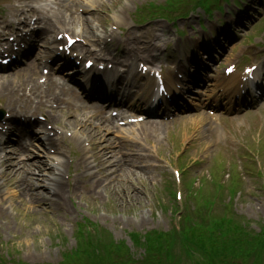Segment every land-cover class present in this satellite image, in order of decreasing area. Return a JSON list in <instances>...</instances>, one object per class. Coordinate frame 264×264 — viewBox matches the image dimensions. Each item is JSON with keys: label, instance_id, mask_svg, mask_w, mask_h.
<instances>
[{"label": "rangeland", "instance_id": "374dc122", "mask_svg": "<svg viewBox=\"0 0 264 264\" xmlns=\"http://www.w3.org/2000/svg\"><path fill=\"white\" fill-rule=\"evenodd\" d=\"M164 1L118 0L113 10H122L117 18L119 24L113 22L116 12L103 15L106 22L111 21L105 28L97 26L96 18H93V23L97 27V33H102L104 29L109 32L113 30L116 34L127 25L138 33L148 29L152 24H162L165 28H170V33L161 36L162 43L169 38L176 39V34L184 28L187 33L188 27L194 25L201 35L204 31L200 23L205 27L219 20L218 13L213 19H209L202 17L204 14L197 10L187 18L177 20L176 24L163 19L146 21L138 26L132 24L134 19H140L136 12L138 8L148 2L158 4ZM178 1L173 0L171 3L175 5ZM112 2L114 3L113 0H95V5H109ZM193 2L194 0H182L178 2V6L190 7ZM0 4L6 5L3 0H0ZM225 7L226 13L230 11L229 8H234L232 2ZM86 15L93 17L89 11H86ZM78 28V24L74 25V29ZM263 29L264 18L255 27L249 29L250 36L237 44L235 52L239 49V45L247 43L253 37V43H264ZM235 31L236 34L241 33L238 28ZM247 33L248 31L244 35H248ZM219 37L220 34L214 33L212 38ZM231 38L232 36L229 37ZM210 39L200 36L199 46L209 43ZM201 120L205 122L202 118H189L163 125L165 129L155 132L156 134L152 133L138 142L123 143L126 149L131 145L134 148L143 147L147 153L144 160L148 162L144 169L137 171V174L145 171L144 175L130 177L129 200L126 199L123 191L119 190L122 184L120 181L112 182L113 187L97 188L99 197H93L83 188L81 182L72 180L71 166H69L64 178L65 201L60 202V209L49 206L50 213L40 210L42 213L37 214L36 210L41 209L43 203L36 199L37 203L31 207L29 196L17 192L12 184L7 185L5 182H13V175L11 174L10 178L0 176L2 184L0 191L5 194V196L3 193L0 194V202L2 199L6 200L5 203L0 204V263L75 264V262H66L68 260L66 253L76 255L77 250L81 249L84 250L82 257L91 258L93 262L97 259L103 264L102 259H109L110 255L101 257L98 250H94L97 247L96 237L105 238L109 244L118 243L124 249L130 248L132 252L135 251L134 256L139 258L143 250L134 245V239L138 235L142 238L140 241L148 237L152 242V248L158 254L162 255L165 247L169 250L167 253L165 251V257L169 255L168 253L174 254L168 259L172 260L165 261V259L164 264H264V250L263 253L259 252V235L264 228V144L261 147L259 163L254 164L251 173L244 168L242 172L236 167L239 165L235 166L227 157H217L212 148L202 154L201 149L189 148L188 144H193V140L199 137L195 124ZM234 127L238 136L246 142L251 143L255 141L253 138L259 136L242 120L236 122ZM186 145H188L187 152L186 149L184 150ZM198 147H204V144L198 143ZM45 153L34 158H46ZM207 155L210 158L205 167L198 168L196 165L181 170L180 166L193 165L191 161L194 158H205ZM67 156V151L61 155L64 159L65 157L67 159ZM176 162L180 165L178 166L181 177L173 174L171 169V165L173 169L176 168ZM240 172L242 174H239ZM220 184L224 188L222 192H220ZM41 186L44 187L43 184ZM8 192L12 194H7ZM43 192H46L45 189ZM180 194L182 198L179 199ZM9 196H12L13 200L8 199ZM216 215L227 218L216 219ZM209 217L214 218L216 225L223 223V228L209 230L207 227ZM232 221L243 223L247 231L243 235H230L233 238H229L230 241L227 242L216 239L210 241V235L215 238L221 234H235L237 229L232 227L236 226ZM79 222L86 227L78 232ZM188 231L189 234L195 235L192 246L198 251L192 256L184 251V243L189 242ZM149 236L152 238L149 239ZM104 243L105 240L102 241L103 245ZM87 247H89L88 251ZM253 247L259 250L255 251ZM112 248L111 246L106 249L112 250ZM88 262L86 260L85 264Z\"/></svg>", "mask_w": 264, "mask_h": 264}, {"label": "bare ground", "instance_id": "6f19581e", "mask_svg": "<svg viewBox=\"0 0 264 264\" xmlns=\"http://www.w3.org/2000/svg\"><path fill=\"white\" fill-rule=\"evenodd\" d=\"M17 1H24V0H17ZM46 3V6L50 7L48 0L44 1ZM13 10L15 12H17L19 15L22 14H26L25 11L23 9H19L17 8V6H13ZM37 11H39L38 9H36ZM55 15V13L53 14ZM83 17V16H82ZM26 18V17H25ZM84 18V17H83ZM66 19V18H65ZM43 23V27L47 28L49 26H51L52 24L55 23V20L58 21L59 18L55 17V20H53V18L51 17H46V18H41L40 19ZM67 20V19H66ZM63 20L62 21V26L68 25L70 24V22ZM71 21H73V19H69ZM84 23L86 24L87 28L84 31V34L86 36V38L88 39L89 42L95 43L96 46L98 47V49L96 51H94L92 49V51H90L91 53H108L110 54L113 59L116 62H127L130 57L132 55H134L132 53L133 50V46L130 44V38L128 36L124 37L122 39V41L120 42V39L114 36V39H111L110 41L105 40L104 36L102 35H97L95 33V31L92 29V27L90 26V22L88 19H84L83 20ZM158 29H161V31L163 29H165V27L162 29L160 28V26L157 27H152L149 31L151 34L152 38H155L158 36ZM83 38L84 36L81 35ZM151 40H147V42H150ZM120 46L119 49L121 48V53L117 54L115 53L113 49H111L110 47H116V46ZM83 50L85 52H89V50L87 48H83ZM135 57H138V55H135ZM24 77H21L20 79H18L15 83V85L17 84H21L20 88H23L24 85L23 83L26 81H29L30 79H34V76H30L27 75L26 73L24 74ZM10 83V82H9ZM4 87V88H3ZM39 85L35 83L34 88L28 92L25 93L23 97H19L18 95V91L20 88L17 89H13L12 91H10L8 89V86L3 84H0V92L6 96L8 93H11V96L9 98V106L11 108V111L13 112H34V110L30 107V103L33 100V97L37 94L38 90H39ZM46 93V95L49 93V90H45L43 91ZM114 97V95H113ZM49 99L55 100L59 103H64L63 105H60L59 108L61 109L63 116L65 118V122L61 124V129L64 130L67 127H71V128H77L79 130H81L82 132H87L90 131L92 132L98 139L104 141H107L106 138H104L103 134H102V129L100 126H97L95 128H93L91 126V124L87 121V120H83L81 119L78 114L76 113V108L69 102H66L64 100L63 97L50 93L48 95ZM116 99V97H115ZM114 99V100H115ZM22 101L23 103H25L24 106L20 107L19 110H17L15 108V105L17 102ZM113 101V99H112ZM87 119V118H86ZM83 127V129H80V127ZM14 129L17 130H23V127H14ZM145 129V128H144ZM147 129H145L146 131ZM90 140L93 142V136L90 137ZM65 141L68 142V139ZM76 142L79 145L80 151H81V155L76 156L74 158V164L76 167V174H73L76 177H80L84 175H87V177L89 176H93L95 174V170L98 168V172L100 175H104L106 172L109 171L110 167L113 165V158L114 156L112 155V151L110 150L109 146L104 145L102 147V149L100 151H96L94 150V148H90L89 150L91 151V155H87L85 153V147L83 145L82 139L81 138H76ZM47 144L50 145H55V140L53 138H47ZM45 144V146L47 145ZM46 150V149H45ZM90 157L93 158V161H90ZM1 158V155H0ZM93 163H95V165H92ZM39 165L37 166V168L41 167V168H46V161H39L38 163ZM66 167V163L59 161L56 165L53 164V167L50 166L49 167V173L54 174L57 173V177H51L48 176L46 179L48 180L46 186L49 187V194L50 195H57L59 199L62 198L63 196V184H64V179L62 177L63 175V170ZM33 169L31 168H27L25 169L26 173H31ZM128 171H124L125 175V180L123 181L121 190L124 193V196H126V199H128L129 197V190H130V182L128 179V174L126 173ZM4 173V172H3ZM39 178H37L36 176H30L29 180L26 183V192L29 194V196L31 197L32 201H34L35 199L38 200H47V202L53 203V198L51 199L49 195L44 194L43 192H41V190H36V188L39 186V183L36 182V180H38ZM98 182L97 179H94L91 182H85V186L87 188H92L96 183ZM20 187V185H19ZM23 188V186H22ZM130 199V197H129ZM128 199V200H129ZM40 210H47V208L45 207H41Z\"/></svg>", "mask_w": 264, "mask_h": 264}, {"label": "trees", "instance_id": "16d2710c", "mask_svg": "<svg viewBox=\"0 0 264 264\" xmlns=\"http://www.w3.org/2000/svg\"><path fill=\"white\" fill-rule=\"evenodd\" d=\"M232 227L235 228V226H232ZM236 229H237V232H236L235 234H229V233H228V237L226 238V240H225V239H222V238L220 237V235L217 236V237H218V240L223 241V242H225V241L227 242V241H230V239L233 238V237L230 236V235H236V234H242V235H243V233L245 232L244 230H241V229H243V228L240 229V226H239V227L237 226ZM229 236H230V237H229ZM229 238H230V239H229ZM257 240H258V239H257ZM259 240H262V239L259 238ZM259 240H258V241H259ZM247 241H248V240H247ZM247 241H246V242H247ZM260 249H261V248H260ZM258 250H259V249H258ZM260 251H261V250H260ZM260 251H259V252H260ZM262 253H263V251H262ZM111 264H114V262H111Z\"/></svg>", "mask_w": 264, "mask_h": 264}]
</instances>
